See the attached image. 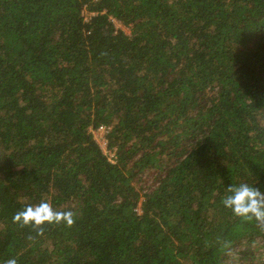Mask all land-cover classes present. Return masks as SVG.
<instances>
[{"label":"trees","instance_id":"1","mask_svg":"<svg viewBox=\"0 0 264 264\" xmlns=\"http://www.w3.org/2000/svg\"><path fill=\"white\" fill-rule=\"evenodd\" d=\"M248 180L264 0H0V264H264L220 203ZM41 200L74 223L12 222Z\"/></svg>","mask_w":264,"mask_h":264},{"label":"clouds","instance_id":"2","mask_svg":"<svg viewBox=\"0 0 264 264\" xmlns=\"http://www.w3.org/2000/svg\"><path fill=\"white\" fill-rule=\"evenodd\" d=\"M220 203L241 221L264 222V191L251 180L228 185ZM12 222L33 228H39L45 223L71 226L74 214L72 211L54 210L47 201L41 200L38 204L26 205L17 210L12 216ZM3 264H17V260L9 258Z\"/></svg>","mask_w":264,"mask_h":264},{"label":"built area","instance_id":"3","mask_svg":"<svg viewBox=\"0 0 264 264\" xmlns=\"http://www.w3.org/2000/svg\"><path fill=\"white\" fill-rule=\"evenodd\" d=\"M110 129L109 126L101 125L97 129L92 130V133L102 152L108 156L111 162H114L113 160L115 158L116 150H110L108 147L107 134Z\"/></svg>","mask_w":264,"mask_h":264},{"label":"rangeland","instance_id":"4","mask_svg":"<svg viewBox=\"0 0 264 264\" xmlns=\"http://www.w3.org/2000/svg\"><path fill=\"white\" fill-rule=\"evenodd\" d=\"M87 15V14H86ZM117 28H121L123 31H125L127 34H129L130 33V29L129 28H127V27H125V26H122V25H120V24H118L117 23ZM148 184H150V180L148 181V182H146L145 183V185H148Z\"/></svg>","mask_w":264,"mask_h":264}]
</instances>
